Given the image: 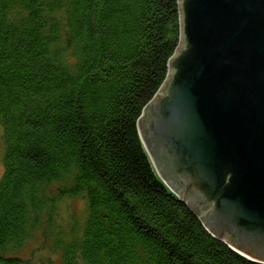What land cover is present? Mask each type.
I'll list each match as a JSON object with an SVG mask.
<instances>
[{"label":"trees","instance_id":"obj_1","mask_svg":"<svg viewBox=\"0 0 264 264\" xmlns=\"http://www.w3.org/2000/svg\"><path fill=\"white\" fill-rule=\"evenodd\" d=\"M178 44L177 0H0V264H32L15 252L43 225L62 264H259L168 195L141 148ZM69 198L87 214L67 228Z\"/></svg>","mask_w":264,"mask_h":264},{"label":"water","instance_id":"obj_2","mask_svg":"<svg viewBox=\"0 0 264 264\" xmlns=\"http://www.w3.org/2000/svg\"><path fill=\"white\" fill-rule=\"evenodd\" d=\"M179 44L137 120L154 177L264 264V0H177Z\"/></svg>","mask_w":264,"mask_h":264},{"label":"rangeland","instance_id":"obj_3","mask_svg":"<svg viewBox=\"0 0 264 264\" xmlns=\"http://www.w3.org/2000/svg\"><path fill=\"white\" fill-rule=\"evenodd\" d=\"M3 153L4 143L1 141L0 179L4 173ZM51 189L55 191L56 187L53 186ZM86 214V202L82 198L65 199L61 203L59 202L58 224H65L68 228L73 219L81 221ZM56 227V231H58V226L56 225ZM15 253L23 259L30 260L32 264H62V253L54 247V237L44 225L36 230L25 245Z\"/></svg>","mask_w":264,"mask_h":264}]
</instances>
